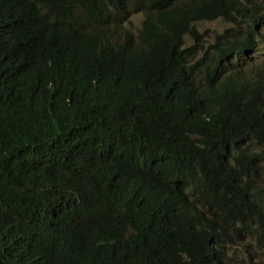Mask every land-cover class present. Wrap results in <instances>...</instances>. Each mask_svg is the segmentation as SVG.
<instances>
[{
	"label": "trees",
	"instance_id": "trees-1",
	"mask_svg": "<svg viewBox=\"0 0 264 264\" xmlns=\"http://www.w3.org/2000/svg\"><path fill=\"white\" fill-rule=\"evenodd\" d=\"M248 237L264 0H0V264H227Z\"/></svg>",
	"mask_w": 264,
	"mask_h": 264
},
{
	"label": "rangeland",
	"instance_id": "rangeland-1",
	"mask_svg": "<svg viewBox=\"0 0 264 264\" xmlns=\"http://www.w3.org/2000/svg\"><path fill=\"white\" fill-rule=\"evenodd\" d=\"M132 21L137 24L139 17L135 16ZM227 27V23L222 20L211 22H201L196 25L198 32L202 34V41L206 43L211 40L216 32L222 31ZM227 264H253L259 262L264 264V244L256 243L252 238H246L244 241L236 239L227 252Z\"/></svg>",
	"mask_w": 264,
	"mask_h": 264
},
{
	"label": "bare ground",
	"instance_id": "bare-ground-1",
	"mask_svg": "<svg viewBox=\"0 0 264 264\" xmlns=\"http://www.w3.org/2000/svg\"><path fill=\"white\" fill-rule=\"evenodd\" d=\"M41 55H42V54H41ZM44 55H45V54H44ZM65 62H67V60H66ZM63 65H64V64H63ZM63 70H64V69H63ZM60 72H61V71H60ZM82 93H83V92H82ZM72 100H73V99H72ZM74 100H75V99H74ZM217 118H218V117H217ZM220 118H221V117H220ZM199 137H200V136H199ZM201 137H202V136H201ZM193 144H195V143H193ZM191 147H192V146H191ZM191 151H192V150H191ZM191 156H192V155H191ZM187 157H188V156H187ZM184 158H185V157H184ZM182 160H183V159H182ZM189 160H190V159H189ZM185 161H187V160H185ZM192 161H193V160H192ZM188 162H189V161H188ZM188 162H187V163H188ZM169 163H170V162H169ZM185 164H186V163H185ZM188 164H189V163H188ZM190 164H191V163H190ZM190 164H189V166H190ZM170 165H171V164H170ZM170 165H169V166H170ZM107 172H108V171H107ZM109 172H110V171H109ZM178 176H179V175H177V177H178ZM187 193H188V192H187ZM193 193H194V192H193ZM194 195H195V194H194ZM194 195H193V196H194ZM187 197H188V196H187ZM214 203H215V202H214ZM220 213H221V212H220Z\"/></svg>",
	"mask_w": 264,
	"mask_h": 264
}]
</instances>
